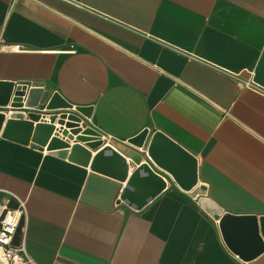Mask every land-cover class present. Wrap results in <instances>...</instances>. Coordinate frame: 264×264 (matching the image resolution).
<instances>
[{
  "label": "crops",
  "instance_id": "obj_1",
  "mask_svg": "<svg viewBox=\"0 0 264 264\" xmlns=\"http://www.w3.org/2000/svg\"><path fill=\"white\" fill-rule=\"evenodd\" d=\"M0 43L22 46L0 51V81L90 108L86 126L129 164L121 181L0 137V202L24 204L13 244L35 264H264L219 228L225 213L264 217V0H0ZM155 132L192 156L193 185L191 161L147 154ZM144 163L163 188L131 207Z\"/></svg>",
  "mask_w": 264,
  "mask_h": 264
},
{
  "label": "water",
  "instance_id": "obj_2",
  "mask_svg": "<svg viewBox=\"0 0 264 264\" xmlns=\"http://www.w3.org/2000/svg\"><path fill=\"white\" fill-rule=\"evenodd\" d=\"M8 105L11 108L7 110L8 113L0 110L1 138L23 144L31 142L39 146H46L49 151L83 165L89 163L91 159V169L115 176L121 181L126 179L129 164L125 155L107 144L100 148L102 144L99 138L100 134L88 128L83 121V118L89 117L90 108H73L58 93L43 96L41 86L28 87L26 84L15 85L12 82L0 81V108ZM46 110L63 112L51 113L48 116V121H45V114L41 115L40 112ZM55 122L60 125L56 131ZM65 128L70 129L67 131ZM59 134L63 138H60ZM146 135L147 130H143L129 140V143L135 147H142ZM92 151H95V154L91 157ZM165 153H168V156H164ZM147 154L158 159L159 163L165 164L167 163L166 158L171 155L191 161L192 168L188 171V176L182 179L188 187L194 184L196 180L194 159L161 133L155 132L152 135ZM129 155L132 162L139 163L138 155L131 153ZM141 165L128 178V182L135 185L134 193H131L125 200L131 207H135L133 201L143 191L148 190L149 195L137 207L157 195L163 188L161 179L152 173L148 165L146 163ZM140 170L145 171L146 175H141ZM148 175L151 176L150 185L146 183ZM258 223L260 233L258 232ZM219 228L225 242L243 259L249 260L264 251V217H260L257 222L254 217H238L225 213L219 220ZM237 229L246 231L245 239L247 241L237 240V236L234 234ZM247 246H251L246 250L249 253L242 254L243 252L239 250L240 247Z\"/></svg>",
  "mask_w": 264,
  "mask_h": 264
},
{
  "label": "built area",
  "instance_id": "obj_3",
  "mask_svg": "<svg viewBox=\"0 0 264 264\" xmlns=\"http://www.w3.org/2000/svg\"><path fill=\"white\" fill-rule=\"evenodd\" d=\"M0 51L18 52L22 51V46L19 44L0 43ZM48 116L44 117L45 121H48ZM54 126L56 130L60 128L57 122L54 123ZM65 129L69 131L70 128ZM99 138L102 142L100 148L108 144V138L102 135ZM23 205V203H20L16 208H11L0 202V264H35L26 250L24 238L21 239L19 244H13L14 236L24 212Z\"/></svg>",
  "mask_w": 264,
  "mask_h": 264
}]
</instances>
